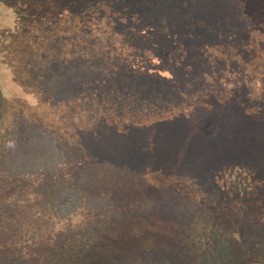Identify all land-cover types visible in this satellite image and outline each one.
Masks as SVG:
<instances>
[{"label":"rangeland","instance_id":"obj_1","mask_svg":"<svg viewBox=\"0 0 264 264\" xmlns=\"http://www.w3.org/2000/svg\"><path fill=\"white\" fill-rule=\"evenodd\" d=\"M253 4L247 31L221 19L231 46H264V0ZM10 14L0 1V22ZM0 46L9 61L10 44ZM259 50L248 53L254 58L151 60L141 74L122 75L104 51L109 69L93 72L79 56L81 76L54 68L20 88L0 63V264L264 259ZM78 193V209L62 210ZM66 212L82 226L52 225L68 222Z\"/></svg>","mask_w":264,"mask_h":264},{"label":"trees","instance_id":"obj_2","mask_svg":"<svg viewBox=\"0 0 264 264\" xmlns=\"http://www.w3.org/2000/svg\"><path fill=\"white\" fill-rule=\"evenodd\" d=\"M0 1L11 8V14L2 17L0 34H11L12 38L0 37L1 42L9 43L12 48L9 61L1 56L0 63L11 71L12 79L19 88L25 85L24 81L28 82L31 75L35 74L37 79L42 80L54 68H78V75L81 76V70L86 66L80 64V60L87 61V67L93 72L109 69L110 63L102 66L106 59L104 51L110 53L116 73L122 75L124 70L141 74L144 64L151 60L181 62L254 58L248 53L258 48L264 50V46H231L225 40V23L221 22L227 17L240 24L239 28L243 27L244 31L251 29L256 24L254 0ZM233 24L227 20L226 30ZM15 53L18 55L12 60ZM79 56L83 58L78 60ZM95 56L101 64H92ZM261 57L264 59V54ZM127 59L132 61V67L127 65ZM27 87L25 91L31 89V85ZM121 87L118 84L111 86L114 91L121 90ZM114 193L116 196L119 194L117 191ZM78 194L80 196L62 210L76 211L77 202H84L83 193ZM74 214H62L60 220L65 218L68 222H54L52 225L82 226L72 222ZM55 217L57 214L53 215Z\"/></svg>","mask_w":264,"mask_h":264},{"label":"flooded vegetation","instance_id":"obj_3","mask_svg":"<svg viewBox=\"0 0 264 264\" xmlns=\"http://www.w3.org/2000/svg\"><path fill=\"white\" fill-rule=\"evenodd\" d=\"M257 264H264V259H262L261 261H259Z\"/></svg>","mask_w":264,"mask_h":264}]
</instances>
